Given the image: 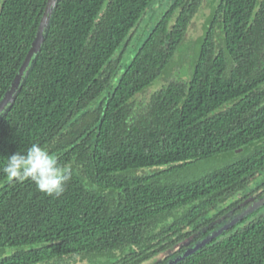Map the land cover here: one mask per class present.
Instances as JSON below:
<instances>
[{"label": "trees", "instance_id": "16d2710c", "mask_svg": "<svg viewBox=\"0 0 264 264\" xmlns=\"http://www.w3.org/2000/svg\"><path fill=\"white\" fill-rule=\"evenodd\" d=\"M47 2L0 0V100ZM203 3L55 0L0 114V264H165L264 195V0H213L190 77L140 98ZM33 143L70 166L62 195L3 173ZM176 264H264V204Z\"/></svg>", "mask_w": 264, "mask_h": 264}, {"label": "clouds", "instance_id": "9594fccd", "mask_svg": "<svg viewBox=\"0 0 264 264\" xmlns=\"http://www.w3.org/2000/svg\"><path fill=\"white\" fill-rule=\"evenodd\" d=\"M3 173L9 181L31 180L37 189L49 196H60L71 179L70 166L60 164L46 147L33 143L24 152L7 158Z\"/></svg>", "mask_w": 264, "mask_h": 264}, {"label": "rangeland", "instance_id": "374dc122", "mask_svg": "<svg viewBox=\"0 0 264 264\" xmlns=\"http://www.w3.org/2000/svg\"><path fill=\"white\" fill-rule=\"evenodd\" d=\"M211 2H213V0H204L201 12L198 14V16L196 18H194L193 22L190 24L189 32H188V34L185 37L186 41L184 40L183 49L185 51L184 52L182 51L181 54L180 53L177 54V56H176L177 58L175 59L177 62L174 64V66L171 68V70L167 74L161 75L160 78H158L149 88H147L148 90L145 92V94L141 95L140 98H142L145 101H147L148 97L153 92V90L156 89L157 87L167 83L170 80V78H173V77H175V78H189L190 77L191 68H190V70L188 68L190 66V61L192 60L193 54L197 50V42L196 41L204 32L203 24L205 23V21L207 20V17L210 14V4H211ZM157 5H158V3H156L153 6V8H155ZM159 7L160 6L158 5L155 9H159ZM158 13H159V10H158ZM147 19H150V18L148 17ZM151 27H152V25H151ZM151 27L149 28V30H151ZM147 34L148 33L146 32L144 37ZM225 162H226V160L222 159V158L221 159H212V160L207 161V162H205L203 164H200L199 168L197 169V171H200V170H203V169H206V168H212L214 166H218V165L224 164ZM263 175H264V172L260 173L258 175L259 179L260 178L262 179ZM258 177L255 178V180H257ZM254 185H255V183L250 185L248 187V189L250 190V188L253 187ZM2 253H3V251L0 250V255ZM151 263H153V261H151V260L146 262V264H151Z\"/></svg>", "mask_w": 264, "mask_h": 264}, {"label": "water", "instance_id": "95a60500", "mask_svg": "<svg viewBox=\"0 0 264 264\" xmlns=\"http://www.w3.org/2000/svg\"><path fill=\"white\" fill-rule=\"evenodd\" d=\"M55 0H48L43 18L40 23L39 30L36 34V37L34 39V42L26 56V58L23 61V64L19 70V72L15 75L13 78L9 88L6 90L5 94L3 95L2 99L0 100V114L7 108L8 104L11 102L14 93L18 90L20 86V80L27 69L32 57L34 56L35 52L39 49L41 41L43 40V32L45 27L47 26L48 23V16L52 10V7L54 5ZM240 149L237 150L239 152ZM264 204V195L257 199L256 201L252 202L248 207H246L243 211H241L239 214L236 216L232 217L230 220L225 222L222 226H220L216 231L213 233L207 235L203 239H201L199 242L193 244L192 246L188 247L184 251H182L180 254H178L175 258L167 261L165 264H176L185 257L191 255L195 251H197L199 248L202 246L206 245L209 243L213 238H216L219 234H221L224 230L232 226L233 224L237 223L239 220H241L244 216L247 214L251 213L252 211L256 210L260 206Z\"/></svg>", "mask_w": 264, "mask_h": 264}, {"label": "flooded vegetation", "instance_id": "af4514ba", "mask_svg": "<svg viewBox=\"0 0 264 264\" xmlns=\"http://www.w3.org/2000/svg\"><path fill=\"white\" fill-rule=\"evenodd\" d=\"M261 181H262V182L264 181V175H263V178L261 179Z\"/></svg>", "mask_w": 264, "mask_h": 264}]
</instances>
